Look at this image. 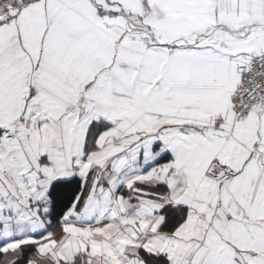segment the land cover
<instances>
[{
    "label": "snow or ice",
    "instance_id": "obj_1",
    "mask_svg": "<svg viewBox=\"0 0 264 264\" xmlns=\"http://www.w3.org/2000/svg\"><path fill=\"white\" fill-rule=\"evenodd\" d=\"M0 264H264V0H0Z\"/></svg>",
    "mask_w": 264,
    "mask_h": 264
}]
</instances>
